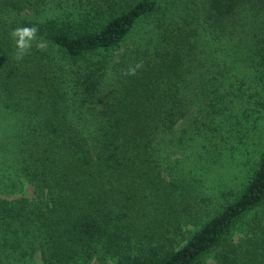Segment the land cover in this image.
<instances>
[{
  "label": "trees",
  "instance_id": "1",
  "mask_svg": "<svg viewBox=\"0 0 264 264\" xmlns=\"http://www.w3.org/2000/svg\"><path fill=\"white\" fill-rule=\"evenodd\" d=\"M260 12L0 0V264H264V33L232 43Z\"/></svg>",
  "mask_w": 264,
  "mask_h": 264
},
{
  "label": "rangeland",
  "instance_id": "2",
  "mask_svg": "<svg viewBox=\"0 0 264 264\" xmlns=\"http://www.w3.org/2000/svg\"><path fill=\"white\" fill-rule=\"evenodd\" d=\"M255 19H256V23L253 22ZM257 23H258V26L252 30L251 25L255 26ZM263 33H264V12H260L259 20H258V15L256 14L255 16H253V17L251 16L247 20L242 22L241 27H238L237 32H235L236 38L233 40L232 43L239 44L240 47H242V48H249L251 51H254L257 47H260V48L263 47V45H262ZM258 42H260L261 44L259 45ZM222 47L223 48L224 47L225 48L230 47V44L228 43V46L224 45ZM228 51H229V49H228ZM236 68H237V72L234 69L232 70V72L239 75L240 71L242 69L239 66H237ZM249 92L251 94H255L257 92V87L249 89ZM263 94H264V92L262 91L260 94L261 97L255 96L254 99L259 98V99L263 100V102H264V95ZM252 105H253L252 110H256L257 105L254 103H252ZM259 113L261 116H264V103L263 104L261 103V105L259 107ZM253 116H254V112H251V117L247 121H243L242 124H244L248 128H252L253 127V120H252ZM261 126H264V118H261L256 122V127H261ZM231 163L232 162H230L229 164L231 165ZM239 180H240V178H238L236 180V182L238 183ZM25 192H28V191H25ZM2 196L7 197V198H12V197H16L19 195L18 194H4Z\"/></svg>",
  "mask_w": 264,
  "mask_h": 264
},
{
  "label": "clouds",
  "instance_id": "3",
  "mask_svg": "<svg viewBox=\"0 0 264 264\" xmlns=\"http://www.w3.org/2000/svg\"><path fill=\"white\" fill-rule=\"evenodd\" d=\"M39 28L37 26H22L11 30L10 37L15 41L16 58L22 60L30 53L33 42L37 40ZM37 48H43L42 43H37ZM143 67L142 62H138L134 67H129L125 75L135 76L137 71Z\"/></svg>",
  "mask_w": 264,
  "mask_h": 264
}]
</instances>
